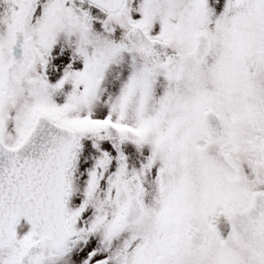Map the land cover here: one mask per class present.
<instances>
[{
	"label": "snow or ice",
	"instance_id": "1",
	"mask_svg": "<svg viewBox=\"0 0 264 264\" xmlns=\"http://www.w3.org/2000/svg\"><path fill=\"white\" fill-rule=\"evenodd\" d=\"M0 264H264V0H0Z\"/></svg>",
	"mask_w": 264,
	"mask_h": 264
}]
</instances>
